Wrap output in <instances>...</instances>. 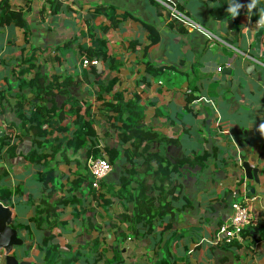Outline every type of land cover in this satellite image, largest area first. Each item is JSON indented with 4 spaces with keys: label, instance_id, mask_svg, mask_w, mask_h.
Returning a JSON list of instances; mask_svg holds the SVG:
<instances>
[{
    "label": "crops",
    "instance_id": "crops-1",
    "mask_svg": "<svg viewBox=\"0 0 264 264\" xmlns=\"http://www.w3.org/2000/svg\"><path fill=\"white\" fill-rule=\"evenodd\" d=\"M58 2L59 9L53 11L46 0H9L14 10L24 13L26 25L0 19V130L10 132L0 133V202L12 208L14 227L24 241L14 254L19 260L45 264L43 239L52 235L64 253L82 252L75 264H89V247L95 245L105 256L98 264H107L106 258L111 260L118 248L119 234L126 230L131 239L120 248L124 264H264V0ZM235 4L241 7L233 16L228 9ZM177 6L187 13V33L168 27L172 19L167 12L175 16ZM102 7L107 10L93 16ZM213 8L227 16L214 17ZM149 23L158 31L157 41L150 37ZM83 46L105 50L106 59L84 65L88 57ZM29 63L36 67L27 77L40 70L49 81L69 84L65 94L55 89L59 106L76 100L84 115L90 107L101 152L108 159L107 150H121L101 182L102 199L97 192L99 200H92L87 184L76 192L84 201L81 209H91L82 219L74 218L73 206L57 201L78 172L86 173L87 149L70 162H56L52 179L39 180L42 167L27 158L31 136L22 128H8L20 123L15 84L20 67ZM149 64L161 73L149 74ZM111 80L115 83L106 91ZM24 94L33 98L30 89ZM117 106L122 114L110 109ZM109 115L113 119L106 122ZM74 120L62 121L64 134L75 129ZM124 121L137 122L157 136L136 150L130 142L120 145L117 127ZM6 135L11 138L8 145L3 144ZM149 154H158L164 165L187 156L194 163L179 166L162 182L157 175L163 169L160 162L145 163ZM198 154L207 157L197 161ZM244 162L256 170L251 177ZM125 169L133 172L131 191L141 193L145 187L144 194L158 206L157 198L175 191L177 199L166 196L172 207L164 209V219L155 221L149 233L140 223L132 230L121 223L135 205L119 199ZM45 196L51 205H45ZM235 202L248 208L253 223L239 241L227 245L218 241L217 232ZM42 208L49 213H37Z\"/></svg>",
    "mask_w": 264,
    "mask_h": 264
},
{
    "label": "trees",
    "instance_id": "trees-1",
    "mask_svg": "<svg viewBox=\"0 0 264 264\" xmlns=\"http://www.w3.org/2000/svg\"><path fill=\"white\" fill-rule=\"evenodd\" d=\"M52 4L50 8L53 11H57L60 7V3L58 1L61 0H46ZM0 9L2 10V13L0 14L1 21H5L8 24H14L17 26H25V16L22 11H16L11 7V4L9 3V0H3L0 4ZM111 9V8H110ZM106 11L107 8L102 7L96 9V12L93 14V16L97 15V11ZM109 10V9H108ZM113 10V9H112ZM176 15L173 16V14L168 11L169 17H171V21L168 24V27L173 29L177 28L180 32H188V28L186 25V19L184 16L187 15L185 12V9L183 6H177ZM183 14V17L179 14ZM212 13L213 16L216 18L223 19L225 16H227V13L222 14L220 12V9L213 8ZM112 18H115L114 13H112ZM187 17V16H186ZM90 24V20H89ZM147 29L150 32V37L153 41H157L159 38L158 31L156 27L149 23L146 24ZM92 28V27H91ZM93 30V29H90ZM93 35V34H92ZM103 43V42H101ZM101 48H104L102 46ZM84 52L87 54V57L89 59H106V52L105 50L101 49L99 52H97L96 48H88L86 46H83ZM21 66V64H19ZM36 65L34 63H29L27 67H23L17 74L16 78V89L18 92L15 94L18 99V103H16L15 107L17 108L18 118L20 123H12L8 124V128L12 129V131L16 132V129H23L25 133L29 134L32 138V150L27 155V158L36 165H40L42 167V172L37 175V178L39 180H50L52 179L54 165L56 162H62V161H68L70 162L72 159H77L80 157V150L81 149H87V157L84 161V164L86 163L87 159L91 156L97 157L100 155L101 152V146L98 143L97 138V131L93 125L92 120L90 119L91 112L86 109V114H82L81 110L83 105L80 102H77L76 100L70 99L65 101L62 105H58L56 102V92L55 89L59 91L60 94L67 93L66 84L60 85L58 82L49 81V77L42 73V71L37 70L35 71L34 75L32 77H27V75L34 70ZM148 71L149 74L157 75L161 73L160 69H157L153 67L152 65H148ZM71 80V79H70ZM115 81L111 80L107 86L106 91H110V89L113 87ZM10 87L9 89H11ZM30 89L33 92V98L27 99V95L24 94V91ZM12 90V89H11ZM112 111L117 112L118 114H122V107L117 106L115 108H110ZM110 109H107L111 111ZM1 114V113H0ZM75 116L74 124L75 129L68 134H64L67 132V128L64 126H61L62 121L66 117H73ZM104 117V116H103ZM113 119L112 115H109L107 119H105L106 122H110ZM55 121V123H54ZM115 126V125H114ZM15 127V128H14ZM117 132L119 135L120 145H123V143H131L132 146H134V150L138 149L141 144L146 143L148 139L151 136H157L153 133L145 132V129L143 127H140L137 122H123V125L121 127H117ZM57 133H62L63 135L60 137ZM11 138H9L7 135L4 137V145H8L10 143ZM106 148V147H105ZM145 149V148H144ZM109 154V162L112 165L114 163V159L118 158L121 150L112 147L110 150H107ZM123 151V150H122ZM126 154L128 155L130 151L125 150ZM157 156V157H156ZM207 156H203L198 154L195 159L204 160ZM147 161L145 160V163H148L150 160H158L160 162V166L163 167V169L159 168V172H157V175L160 177L161 181H164V178L168 179L171 177V175L174 173V171L177 170L179 166H182L184 164L192 165L194 161L189 158L188 156L178 160L176 163L169 162L166 165L163 164V160L161 157L158 156V154H149L147 157ZM77 162H80L77 160ZM80 165V164H79ZM148 165V164H147ZM86 173H80L78 172L77 177L73 180L70 188L67 189V194L65 196L58 195V203L62 205H71L74 207V218L82 219V217L88 212L91 211V209L82 208L81 206L84 204V201L82 197H79L77 195V191H82L85 184H87V191H89V194L92 196V200L97 201L98 198V190L96 191L94 188H92L91 184V174L89 172L87 163L85 164ZM45 171V172H44ZM145 171H147V166L145 168ZM125 175L122 179L121 188L119 190V199H123L126 202L133 203L134 208L131 212L127 210V214L124 216L123 221L121 223L125 222L128 223L127 229L132 230V227L136 224H142L143 229L146 228L147 233L153 230L154 228V222L164 219L165 211L164 209H170L172 207L171 200L168 202L166 201L168 194H171L172 200L177 199L174 197V189H170L169 191H166L165 194H163L162 199H158V202L160 205H156V199L153 197H147L143 192L145 187L142 188L141 193L139 191L137 193H134L131 191V176L133 175V172L131 170L125 169ZM48 177V178H47ZM141 186H144L142 183ZM161 191L164 189L163 185L158 186ZM100 199L103 198V195L99 192ZM5 196H9V194H5ZM44 202L46 206L51 205L48 201L47 196L44 198ZM163 202V203H162ZM43 205V204H42ZM43 205V206H45ZM40 209V208H39ZM48 209V208H47ZM38 210L37 213L42 215L45 212H48L49 209ZM135 209V210H134ZM49 213V212H48ZM50 215L47 216L46 219H49ZM40 218H35V220H39ZM42 219V216H41ZM40 219V220H41ZM57 221V220H55ZM55 223L52 222L51 225ZM59 221L55 224L58 225ZM93 227V226H92ZM121 229V227H119ZM129 230V231H130ZM245 230L243 231L242 235L244 234ZM130 232H126V230L122 231L119 234L118 239V248L115 249L113 258L111 260L106 258L107 264H124V260L120 258L121 253V246L126 241L128 237H130ZM53 236L50 235L48 237H45L43 239V249H44V263L45 264H75L81 257L82 252L78 251L76 254L73 253H64L57 244L52 242ZM93 250V252H92ZM89 264H98L101 260L104 259V253L98 252L97 246L95 245V248L89 247ZM92 252V254H91ZM164 264V263H163ZM168 264V263H165Z\"/></svg>",
    "mask_w": 264,
    "mask_h": 264
},
{
    "label": "built area",
    "instance_id": "built-area-1",
    "mask_svg": "<svg viewBox=\"0 0 264 264\" xmlns=\"http://www.w3.org/2000/svg\"><path fill=\"white\" fill-rule=\"evenodd\" d=\"M83 64L86 66H95L99 64V61L97 59H89L85 57L83 58ZM221 70L222 67H219L218 71ZM4 131L6 134H10L9 129H5ZM88 169L92 177V188L99 191L102 180L106 178L112 170V165L110 164L106 153L104 152L97 157L91 156L88 159ZM252 223L253 219L248 208L239 202H235L232 204V213L230 217L222 223L218 229L217 239L223 244L232 245L241 239L243 231ZM130 239L131 238L129 237L126 239L127 243L130 242Z\"/></svg>",
    "mask_w": 264,
    "mask_h": 264
},
{
    "label": "water",
    "instance_id": "water-1",
    "mask_svg": "<svg viewBox=\"0 0 264 264\" xmlns=\"http://www.w3.org/2000/svg\"><path fill=\"white\" fill-rule=\"evenodd\" d=\"M230 70L225 69V72ZM1 133V130H0ZM5 135L4 132L1 133ZM243 167L246 171V175L251 177V174L255 173V169L251 168L248 162L243 163ZM255 176V175H254ZM253 177V176H252ZM23 239L19 236L18 230L14 227V213L11 207L0 202V257L1 264H32L25 260H19L15 255V249L18 246H22Z\"/></svg>",
    "mask_w": 264,
    "mask_h": 264
},
{
    "label": "clouds",
    "instance_id": "clouds-1",
    "mask_svg": "<svg viewBox=\"0 0 264 264\" xmlns=\"http://www.w3.org/2000/svg\"><path fill=\"white\" fill-rule=\"evenodd\" d=\"M241 7V5L239 4H235V5H230L228 11L233 15L236 16L239 14V8ZM260 23L264 24V15H262L260 17Z\"/></svg>",
    "mask_w": 264,
    "mask_h": 264
}]
</instances>
